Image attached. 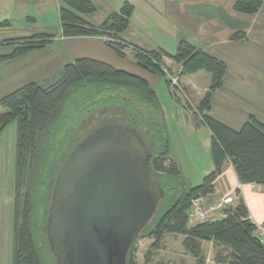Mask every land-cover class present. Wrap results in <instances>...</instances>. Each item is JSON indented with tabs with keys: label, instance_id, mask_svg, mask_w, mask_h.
I'll use <instances>...</instances> for the list:
<instances>
[{
	"label": "trees",
	"instance_id": "16d2710c",
	"mask_svg": "<svg viewBox=\"0 0 264 264\" xmlns=\"http://www.w3.org/2000/svg\"><path fill=\"white\" fill-rule=\"evenodd\" d=\"M261 4L260 0H237L233 9L253 15ZM93 12L95 8L88 0H63L59 10L62 37L103 38L121 59L124 58V50L132 48L136 66L154 74L162 72V54L135 48L119 37L129 25L128 14L120 18L115 14L109 15L96 27L82 18ZM23 51L20 49L12 57ZM163 55L182 66L181 75L204 71L210 76L209 88L199 106L192 108L190 103L186 105L190 110L195 109L212 135L214 171L200 185L187 191H179L167 184L163 177L177 179L180 172L167 159L168 145L161 135L159 123L153 122L142 109L145 105L158 111L153 90L144 79L116 70L106 63L89 58L76 59L63 67L62 77L54 85L42 88L30 82L0 99V109L4 110L0 112V134L12 123L16 127L10 264H56L54 253H59L57 247L53 253L45 230L55 176L71 149L93 128L99 127L108 115L133 127L142 142L165 144L164 150L156 152L159 157L151 160L145 168L150 189L158 196L162 191L163 196L149 225L148 236L153 237L154 242L144 264H150L148 256H151V250L159 249L167 234L183 236L184 247L200 259L198 264H204L202 242H211L228 250L230 264H264V245L257 241L254 227L247 221L249 213L239 191H236L237 202L222 210L224 218L189 225L191 200L213 193V183L225 161L231 164L240 183L264 184V124L251 118L235 131L208 115L212 94L222 86L225 72L222 62L185 41L179 42L173 56ZM172 95L176 99L174 87ZM102 99L111 100V104L101 103ZM90 102L98 104L97 110L90 115L91 118L83 119L82 110ZM104 113L105 116H101ZM136 147L139 149L138 144ZM139 150L142 157L143 149ZM149 226L138 238L146 237L143 233ZM137 240L127 253V264H134Z\"/></svg>",
	"mask_w": 264,
	"mask_h": 264
},
{
	"label": "crops",
	"instance_id": "0c3cea01",
	"mask_svg": "<svg viewBox=\"0 0 264 264\" xmlns=\"http://www.w3.org/2000/svg\"><path fill=\"white\" fill-rule=\"evenodd\" d=\"M260 1L262 4L258 11L253 15H246L234 11L236 0H136V16L130 19L126 31L133 28L143 35L144 41L139 39L141 47L132 45L143 51H157L161 48L173 53L178 42L185 41L222 62L225 66L222 86L212 94L208 115L238 131L251 118L264 124V0ZM198 3L202 5L200 10L196 6ZM15 4L24 6L23 2L16 0H0V28H11L14 22L20 19L14 16ZM58 20L59 40L65 43V48L69 50L73 60H97L128 75L144 79L155 94L160 115L165 114L158 90L166 85L164 87H167V95L171 97L172 90L162 77L136 66L132 48H126L123 52L124 58L121 59L100 38H64L60 34L59 13ZM140 23L151 25L142 30ZM238 32L244 33V38L236 39L235 34ZM12 55L13 52L4 53L0 55V61H15ZM179 79L186 97L190 100L193 98L195 104L202 100L210 85V76L204 71L183 75ZM176 99L175 101L184 107L181 99L177 96ZM168 102L171 103V100ZM180 116L185 120L187 133L198 137L202 134L210 140L209 150L214 171L211 155L212 135L209 129L197 115L181 110ZM167 145L169 147V140ZM167 159L174 163L180 172V166L171 158ZM239 184L242 185L239 197L244 201L249 215L262 222L264 184L240 183L228 161L223 163L221 173L213 183V193L204 197V203L212 204L230 197L229 205H234L238 199L236 191ZM218 217L219 214H216V218Z\"/></svg>",
	"mask_w": 264,
	"mask_h": 264
},
{
	"label": "rangeland",
	"instance_id": "374dc122",
	"mask_svg": "<svg viewBox=\"0 0 264 264\" xmlns=\"http://www.w3.org/2000/svg\"><path fill=\"white\" fill-rule=\"evenodd\" d=\"M16 1L23 2L24 6H17V4H15L14 16L20 19L15 21L11 28H0V55L7 52H13L14 55V53H17L20 49L24 51L14 57L15 61H0V99L30 82H34L42 88H48L54 85L62 77L63 67L74 61L69 50L65 48V43L59 40L58 13L60 10L59 7L63 6V0ZM88 1H90L95 8V12L83 16L82 18L96 27L112 14H115L118 18L122 17L123 14H128L130 23V19L136 13V0ZM118 6L119 8H117ZM196 6L198 10L202 8V5L199 3ZM140 24L143 27L142 30H145L151 25L149 23ZM235 36L237 37L236 39H239L244 38L245 35L244 33L238 32ZM119 37L128 44L136 47H141L140 45H142L139 39L144 41L143 35L133 28L127 31L125 30ZM100 39L103 41V38ZM30 46L34 48L26 49ZM157 51L162 54L161 60L163 67L161 69L162 72H156V75L162 77L173 91V79L181 85L179 78L183 76L181 75L183 70L182 66L163 55L169 54L173 56L175 52L168 53L161 48ZM164 86L158 90V96L165 108V114L160 115L159 111H154L153 108L145 105L142 106V109L145 114L152 117L151 119L153 122L159 123L162 137L167 141L169 140L167 157L171 158L180 166L179 178L176 179L165 176L163 180L167 184L176 187L179 191H187L192 187L200 185L204 177L213 171L209 150L210 140L205 135L200 134L198 137L193 133L191 134L185 131V120L180 116L181 110L192 113L193 115H197L195 113L196 111L195 109L190 110L186 105L185 99L179 96L184 104V107H181V105L175 101L174 96L171 97L167 95V87ZM168 100H171V103L173 102L175 104L172 105ZM187 100L192 105L191 107L195 105V108L198 107L201 102L195 104L193 98H191V100L187 98ZM102 102L111 104V100L102 99L101 103ZM97 106V103L90 102L88 106L84 107L82 110V118H91L90 115L93 113L95 114L94 111L97 110ZM0 112H4V110L0 109ZM101 116H105V113ZM82 133L83 131L81 130L80 134ZM15 139L16 127L15 123H12L0 134V264H10L11 261V229L13 224L11 204L13 196L12 178L14 171ZM150 139H153L151 135ZM132 143L136 145L135 141H132ZM144 144L148 151L143 150V156L150 154L151 160L153 161L159 157L156 152L158 150H164L163 146H165L162 142H157L156 144V142L153 141L149 143L144 142ZM107 156H109V154L97 152L93 154V157H88L86 165L91 166L94 163V159L106 158ZM163 158L166 157L163 156ZM22 191L23 189L21 192ZM151 222L148 226L151 225ZM195 223L196 222L191 218L189 225L191 226ZM148 228L149 229L143 233V235L146 236L145 238H137V252L134 255V264H144V258L154 242V238L148 236V231L151 226ZM183 242V236L165 235L160 243L159 249L151 250V256H148L150 258V264L158 262L198 264L200 259L194 257L187 251ZM202 244L204 243H201L204 264H230L228 250H225L223 247H216L211 242L205 243L203 246ZM57 251L59 255H62L64 248L58 245Z\"/></svg>",
	"mask_w": 264,
	"mask_h": 264
},
{
	"label": "water",
	"instance_id": "95a60500",
	"mask_svg": "<svg viewBox=\"0 0 264 264\" xmlns=\"http://www.w3.org/2000/svg\"><path fill=\"white\" fill-rule=\"evenodd\" d=\"M115 127L102 125L87 134L57 171L45 226L53 253L58 245L64 248L62 255L54 253L56 264H127L131 245L156 213L160 198L111 145ZM87 151H92L88 157L97 152L109 156L94 159L91 166L76 165L73 161Z\"/></svg>",
	"mask_w": 264,
	"mask_h": 264
},
{
	"label": "flooded vegetation",
	"instance_id": "af4514ba",
	"mask_svg": "<svg viewBox=\"0 0 264 264\" xmlns=\"http://www.w3.org/2000/svg\"><path fill=\"white\" fill-rule=\"evenodd\" d=\"M108 124L110 125L113 124L116 126L115 127L116 138L114 143H111V145L117 147V149L119 148L120 152L123 153V157L125 158L126 162L129 163V165L132 167L134 174L138 177L140 181L143 182V184L150 191V193L155 198L157 197L162 198L163 196L162 191H160V194L158 196L157 193L152 192V190L150 189L149 183L147 181L148 173L146 172L145 168L146 166L149 165L151 161V156L150 154H146L145 156L142 155V157L139 155L140 152L139 149H143L145 151L148 150L146 149L144 142H141V139L138 137L136 130L130 125H125L122 122L118 121L117 118L112 115H108L105 119H103L102 124L100 126L108 125ZM96 128H93L91 132ZM132 141H135L136 145L137 144L139 145V149H137L138 147H136V145H134ZM91 153L92 151H87L84 154H82L79 158L75 159V161L73 162H75L76 165H82L86 163L88 160V155L85 154H91ZM76 167H74L70 171L72 173V176L73 174H75V171L77 169Z\"/></svg>",
	"mask_w": 264,
	"mask_h": 264
},
{
	"label": "built area",
	"instance_id": "2783aa9c",
	"mask_svg": "<svg viewBox=\"0 0 264 264\" xmlns=\"http://www.w3.org/2000/svg\"><path fill=\"white\" fill-rule=\"evenodd\" d=\"M172 84L174 85V90L176 96H181L185 99L186 104H189L186 94L179 83H177L174 79L172 80ZM192 106V105H191ZM193 108V107H192ZM241 184L238 185L237 190L241 188ZM231 202L230 197H225L219 200L218 202L212 204H205L204 197H197L191 200L190 203V217L194 222H206L210 220L224 218L225 214L222 213V210L229 206ZM263 212H264V198H263ZM216 214H219V217L216 218ZM247 221L254 227L255 237L257 241L264 245V213H263V221L259 222L254 219L252 216L248 214Z\"/></svg>",
	"mask_w": 264,
	"mask_h": 264
}]
</instances>
